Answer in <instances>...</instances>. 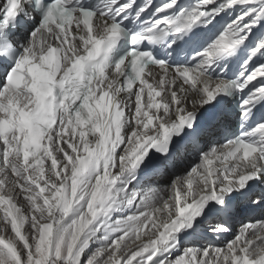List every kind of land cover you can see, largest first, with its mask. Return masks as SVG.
Wrapping results in <instances>:
<instances>
[{"label":"snow or ice","instance_id":"snow-or-ice-1","mask_svg":"<svg viewBox=\"0 0 264 264\" xmlns=\"http://www.w3.org/2000/svg\"><path fill=\"white\" fill-rule=\"evenodd\" d=\"M0 264H264V0H0Z\"/></svg>","mask_w":264,"mask_h":264}]
</instances>
